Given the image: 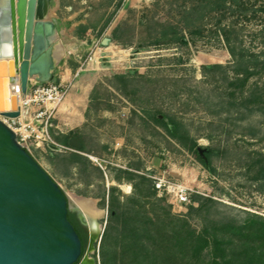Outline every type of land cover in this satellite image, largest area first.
<instances>
[{
  "label": "rangeland",
  "instance_id": "374dc122",
  "mask_svg": "<svg viewBox=\"0 0 264 264\" xmlns=\"http://www.w3.org/2000/svg\"><path fill=\"white\" fill-rule=\"evenodd\" d=\"M49 5L67 50L55 74L72 69L65 84L67 94L76 93L77 109L69 116L75 121L57 116L53 138L76 135L93 153H82L91 164L82 171L61 162V155L74 150L33 151L70 199H93L105 212L98 221L101 237L87 256L95 264H133L130 248H139L142 256L157 257L158 211L167 219L185 217L202 197L228 205L227 214L244 224L264 223V69L236 76L221 31L231 28L238 46L264 61V0H249L244 14L237 8L210 13L204 0H49ZM172 28L182 41H169ZM203 64H222L229 83L221 74L204 76ZM251 92L252 104L234 107ZM158 113L183 121L206 166L152 121ZM156 178L187 188L189 201L181 204L167 189H157ZM113 207L127 213L135 232L116 230L104 237ZM188 219L191 229L204 231L202 213ZM208 250L198 264L210 262Z\"/></svg>",
  "mask_w": 264,
  "mask_h": 264
},
{
  "label": "water",
  "instance_id": "95a60500",
  "mask_svg": "<svg viewBox=\"0 0 264 264\" xmlns=\"http://www.w3.org/2000/svg\"><path fill=\"white\" fill-rule=\"evenodd\" d=\"M41 6V0H0V110L9 118L21 115L10 83L12 89L20 83L26 95L30 79L54 78L59 31L56 20L39 16ZM70 146L83 148L76 138ZM70 212L87 227L94 249L97 240L83 212L0 120V264H78L82 241ZM88 257L79 264H91Z\"/></svg>",
  "mask_w": 264,
  "mask_h": 264
},
{
  "label": "trees",
  "instance_id": "16d2710c",
  "mask_svg": "<svg viewBox=\"0 0 264 264\" xmlns=\"http://www.w3.org/2000/svg\"><path fill=\"white\" fill-rule=\"evenodd\" d=\"M205 7H211L209 12L213 13L225 9L233 12L235 8L243 14L247 12V4L249 0H204ZM204 8V7H203ZM264 11V8H262ZM108 25V24H107ZM224 34L228 52L230 54V69L236 76L249 77L264 69V61L256 54H251L245 48L238 46L237 41H234L231 28L222 29ZM172 39L169 41H182L183 35L178 28H172ZM168 35V32L163 34ZM238 39V38H237ZM260 69V70H259ZM202 73L204 76L214 74H221V79L229 83L230 73L228 69L222 64H203ZM256 97L255 92H251V97L243 101L240 105L233 103L237 109L247 107ZM250 103V104H249ZM232 105V104H230ZM152 121L163 129L170 139L176 141L178 145L190 152L196 159H198L204 166L206 160L201 156L198 148L199 144L194 138L190 130L179 118L172 115H156L152 117ZM54 129V128H53ZM53 129L51 135L53 136ZM72 138L78 139L83 145L82 149H75L70 146ZM55 142L66 149L56 150L49 148L50 151L64 153L67 150L73 149L74 152L69 156H62L61 162L66 163L68 167H74L78 170L84 171L89 167L90 160L84 154L91 155L93 150L78 136H67L64 140L55 139ZM60 155V154H57ZM210 165L208 168L215 172L212 165V155L206 154ZM67 167V168H68ZM198 206L192 205L189 213L185 217L172 216L167 219L158 211V256L150 257L148 253L141 255L139 248L132 251V263L140 264L148 259L147 264H198L201 254L208 250L210 262L208 264H264V223L253 222L251 224H244L237 218L227 214L230 207L215 199L201 198ZM202 213L205 229L202 232H197L191 229L189 219L194 213ZM69 220L74 225L82 241V257L86 254L89 242V234L87 227H85L77 218V214L70 212ZM129 218L125 211H120L117 208L110 209V218L105 231V236L119 230L121 234L127 235L135 232L136 229H130ZM155 240V239H154ZM140 243L139 241L137 244ZM132 249V250H131ZM105 258V254L102 251ZM142 257V258H140ZM139 259L141 262L139 263ZM196 261V262H194ZM125 264V261H122Z\"/></svg>",
  "mask_w": 264,
  "mask_h": 264
},
{
  "label": "built area",
  "instance_id": "2783aa9c",
  "mask_svg": "<svg viewBox=\"0 0 264 264\" xmlns=\"http://www.w3.org/2000/svg\"><path fill=\"white\" fill-rule=\"evenodd\" d=\"M65 82L62 76L56 74L53 80L47 83H39L35 79H30L26 95L22 94L19 83L18 93L22 95L21 115L18 118H9L0 111V120L16 132L19 143L32 156H34V149H66L57 144L51 135V130L55 128L56 114L68 95ZM90 158L94 162H99L98 158L91 156ZM156 179L157 189H167L181 204L189 201L187 188L172 184L165 178Z\"/></svg>",
  "mask_w": 264,
  "mask_h": 264
},
{
  "label": "bare ground",
  "instance_id": "6f19581e",
  "mask_svg": "<svg viewBox=\"0 0 264 264\" xmlns=\"http://www.w3.org/2000/svg\"><path fill=\"white\" fill-rule=\"evenodd\" d=\"M46 2H47L46 0H41L42 6H41L39 16L43 20H49L52 18V11ZM55 42H56V46H57V48H56V60L59 61L65 55V47L61 43V41L58 37L55 39ZM6 62L8 63L9 60ZM9 86H10L9 95H10V97L14 96L15 101H16L14 108L17 110L18 107H20V103L22 100V95H20L18 93L19 83L16 82L14 84L13 89H12L11 83L9 84ZM67 97L60 107H64L65 104L70 103V98H72V96L69 95ZM0 111L4 112L5 110H0ZM71 201H72L74 207L79 208L83 212L86 222H88L90 227H91V232H92L93 238L98 241L99 238L101 237L102 230H103V226L101 224H99L98 221L105 217V212L96 205V202L93 199L80 197L77 195H72ZM88 259L92 262L91 264H93L92 258L88 257Z\"/></svg>",
  "mask_w": 264,
  "mask_h": 264
},
{
  "label": "crops",
  "instance_id": "0c3cea01",
  "mask_svg": "<svg viewBox=\"0 0 264 264\" xmlns=\"http://www.w3.org/2000/svg\"><path fill=\"white\" fill-rule=\"evenodd\" d=\"M66 53H67V50L65 48V55H64V57L66 56ZM64 57L61 58L57 62L56 68H55V71H54V74L56 72L57 67L60 66V64L62 63V61H64ZM61 74L63 75L62 77L64 78V80L67 81L68 78H69V76H71V74H72V69H70V68L69 69H65V71L61 72ZM69 95L72 96V98H70V103L65 104L64 107H60L59 108V110H58V112L56 114V118L59 115V116H61V119L62 120H67V119L71 120L70 118L73 117V116H75L77 114V109H76V106L74 104L75 101H76V99H75L76 93L75 92H71L67 96H69ZM69 116H71V117H69ZM71 121H75V120H71ZM54 123H55V121H54Z\"/></svg>",
  "mask_w": 264,
  "mask_h": 264
},
{
  "label": "flooded vegetation",
  "instance_id": "af4514ba",
  "mask_svg": "<svg viewBox=\"0 0 264 264\" xmlns=\"http://www.w3.org/2000/svg\"><path fill=\"white\" fill-rule=\"evenodd\" d=\"M74 213V212H73ZM77 214V213H76ZM77 218L79 219V216H78V214H77ZM79 221H80V219H79ZM81 222V221H80ZM89 245H90V242H88V247H89ZM87 256V252H86V254L82 257V259L83 258H85ZM82 259H80V261L78 262V264L81 262V260Z\"/></svg>",
  "mask_w": 264,
  "mask_h": 264
}]
</instances>
